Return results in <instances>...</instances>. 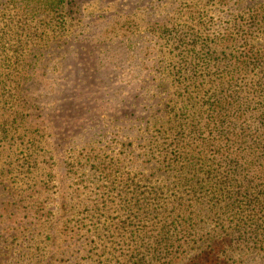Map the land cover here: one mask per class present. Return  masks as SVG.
Returning <instances> with one entry per match:
<instances>
[{
	"label": "rangeland",
	"instance_id": "obj_1",
	"mask_svg": "<svg viewBox=\"0 0 264 264\" xmlns=\"http://www.w3.org/2000/svg\"><path fill=\"white\" fill-rule=\"evenodd\" d=\"M5 4L13 21L5 29V42L29 69L17 71L14 59L2 73L31 77L24 94L44 123L43 156L54 169L53 177L45 176L48 183L37 187L40 208L0 211V264H264V251H253V242L243 243L239 234L228 236L226 251H203L209 242L200 237L205 232L201 223L196 239L182 225L183 240H170L176 242L172 251H131L128 242H120V250L112 243V230L105 234L107 251L98 256L61 251L64 227L56 223L70 215L68 186L76 180L77 205L107 207L114 224L129 226L125 209L131 182L138 184L154 169L146 166L148 143L158 138L149 124L150 101L174 100L163 93L171 83L168 65L186 55L187 43L207 32L233 36L237 44L264 52V28L257 31L253 22L264 0H0V22L8 20L2 19ZM23 21L24 49L19 41ZM154 173L158 183L165 179L157 168ZM141 204L132 206L133 220L138 215L140 227L150 229ZM51 224L56 226L48 232Z\"/></svg>",
	"mask_w": 264,
	"mask_h": 264
},
{
	"label": "trees",
	"instance_id": "obj_2",
	"mask_svg": "<svg viewBox=\"0 0 264 264\" xmlns=\"http://www.w3.org/2000/svg\"><path fill=\"white\" fill-rule=\"evenodd\" d=\"M7 5L1 9L2 19L8 20L0 22V211L22 213L40 208L37 187L48 183L45 176L53 177L54 168L43 156L44 123L24 94L31 77L3 74L14 59L17 71L29 69L25 61L14 58L16 48L5 42L9 38L5 29L13 23ZM253 22L260 32L264 10L253 15ZM19 28L24 49L20 40L26 36L24 21ZM205 34L187 43L186 55L168 65L171 83L163 93L174 100L150 101L154 104L149 124L160 139L150 136L146 166L157 168L159 178L165 179L158 183L151 169L138 184L131 182L132 197L125 209L129 226L114 224L107 207L77 205L79 189L73 180L67 196L70 215L56 222L64 227L61 251L98 256L107 251L106 235L112 230V243L120 250L128 242L134 247L131 251H172L176 242L170 240H183L182 225L189 237L198 238L202 228L197 223L205 226L200 237L209 242L202 245L203 251H226V239L235 234L243 243L253 242V251H264V52L237 44L233 36ZM86 168L101 176L93 165ZM140 201L150 229L140 227L138 215L133 220L132 206Z\"/></svg>",
	"mask_w": 264,
	"mask_h": 264
}]
</instances>
